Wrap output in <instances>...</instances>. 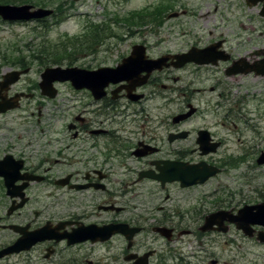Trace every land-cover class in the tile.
I'll list each match as a JSON object with an SVG mask.
<instances>
[{"label":"flooded vegetation","instance_id":"1","mask_svg":"<svg viewBox=\"0 0 264 264\" xmlns=\"http://www.w3.org/2000/svg\"><path fill=\"white\" fill-rule=\"evenodd\" d=\"M180 1L161 0L168 5ZM214 1L224 8V17L238 24V36L248 31L256 37L257 43L247 55L233 54L227 48L228 40L220 37L206 44H192L181 53L155 56L151 54L154 46L146 45L147 39L140 32L137 36L145 42L135 44L130 52L119 57L120 61L110 66H118L132 56L138 46L133 56L141 59L136 62L138 77L109 84L101 98H96L88 89L77 90L70 83L54 84L58 90L55 99L41 94L40 80L21 81L10 87V98L18 94L31 96V99L22 98L21 105L24 107L33 101L37 117L36 125L25 132L11 128L5 137L8 142L0 150L5 151L0 160L5 155L10 157L1 166L2 171H8L10 177L33 179L24 190L19 189L24 182H17L11 191L22 198L13 199L5 188L4 179L0 178V196L5 198L0 199V251L14 246L22 238L29 236L30 241L31 234L37 231L46 229L42 235L48 239L37 243L30 251L1 258L0 264H12L16 257L26 264H95L96 257L101 255L97 250L107 247L111 251L116 239L122 244L111 264H264V212L258 210L264 204V194H259L256 202L243 200L244 204L239 205L238 193L232 192L225 178L238 177L232 171L246 164L249 169L242 172L243 176L253 172L252 165L262 167L258 158L264 151L258 153L252 148L245 149L242 155L228 153V137L224 138L214 129L248 117L230 108L224 123L220 119L193 128L194 119L203 121L207 116H215L216 110L224 109L225 105L220 103L217 109L212 108L211 102L204 103L205 107L193 105L191 94L213 93L216 87L195 88L188 93V89L177 87L181 78L174 76V71L189 66L202 70L225 65L228 77L231 76L227 71L239 66L237 69L253 71L232 77L264 79V74L256 72L264 70V0ZM185 14V10L177 11L174 18ZM130 34L125 36L129 38ZM192 50L194 55L186 56L185 64H181L184 59L170 57ZM174 94L186 100L185 108L177 113L167 112L171 113L168 120L154 126L149 121L151 109H146L145 104L158 98L172 103ZM44 102H51L55 113L44 116ZM259 117L264 121V111ZM251 121L245 122L248 128H253ZM188 143L192 145L180 146ZM173 163L189 169L207 167L205 175L214 171L216 174L188 187H183L179 181L162 183L154 178H140L171 177L167 167ZM111 177L128 178L114 186ZM190 180L189 177L187 181ZM42 184H46L41 188L43 192L49 191L48 197L61 198V206L55 202L54 210L32 208L30 190ZM148 184L155 186V192ZM178 189L184 191L183 203L190 205L196 201L199 208L185 214L181 210L182 201H178L181 196ZM195 189L198 196L191 195ZM222 189L230 192L223 195ZM160 192L164 197H160ZM138 197L144 207L143 216L127 221L126 214L133 211L130 201ZM44 209L51 214L44 213ZM157 211L159 216L153 218ZM110 212L112 218L107 219ZM109 225L118 226L122 234L107 238L106 226ZM134 229L139 232L128 239Z\"/></svg>","mask_w":264,"mask_h":264},{"label":"rangeland","instance_id":"2","mask_svg":"<svg viewBox=\"0 0 264 264\" xmlns=\"http://www.w3.org/2000/svg\"><path fill=\"white\" fill-rule=\"evenodd\" d=\"M28 1L32 3L17 1V5L30 4L39 8L54 10L55 12L62 11L61 15H59L62 22L60 25H53V18L45 20L44 23H4L0 20V76L21 66L18 62H20L22 57H25L30 64L31 73L26 77L30 81L40 80V74L45 67L75 66L88 70L109 67L118 60L120 61L119 57L126 51L130 52L135 44L145 42L137 36L140 32L147 39L148 44L146 43V45L154 46L151 49V54L155 56L166 52L171 54L181 53L192 44H206V42L216 41L220 37L228 40L230 46H226L233 54L243 56L247 55L257 43L256 37L248 31H243L242 35L238 36L240 31L238 24L236 22L232 24L230 19L224 17L222 15L224 8L218 6L219 3L214 0H181L178 4L169 5L161 2V0H79L78 2L70 0L74 4H70L69 0H67L68 4L66 0ZM40 3H46V6H41ZM168 7L170 8L168 9ZM182 10H185L186 14L174 18V13ZM150 13L157 20L153 22L146 20L145 23L147 25L142 26L145 21L142 17L148 16ZM140 14H143V16ZM231 19L234 20L236 17L231 16ZM131 21L133 23H130ZM97 26L102 27V30L99 31L101 36L98 37L100 41L97 46L89 50L85 43L89 45L95 43V36H92L90 31ZM128 32L131 33L129 38L125 36ZM84 36H86V40L83 45L82 41L75 42L72 40L68 42L69 39L84 38ZM40 44H45L50 48L57 47L56 53L60 57H68V50L71 45H75L80 54L71 55L68 61L65 60L60 65L49 63L46 58L35 60L33 57L34 50H38L37 47ZM70 63L71 65H69ZM224 66L202 70H196L189 66L182 70L174 71V76L181 78L177 87L188 89V93H191L195 88L201 90L204 88L209 89L212 86L216 87V91L213 93H196L191 94L192 96L190 97L188 96L192 99L193 105L200 106L201 104V106L205 107L204 103L211 102L212 108L215 109L221 104L225 105L224 109L219 108V110H216L215 116H207L206 120L203 121L197 118L194 119L191 126L197 128L204 124L219 122L220 119L224 123V116L228 112L227 109L232 108L234 112L239 111V114L242 111L241 113H244L248 118H239L238 121L235 119L234 124L225 123L223 127L214 128L215 131L219 132L224 138L228 137V153L242 155L245 149L252 148L258 153L261 150L264 151V121L259 117V114L264 111V79L255 78L254 76L228 77L225 74L226 69ZM220 93H223L222 97L219 96ZM155 98H158V96ZM173 100L170 103L158 98L145 104L144 107L146 109H151L149 121L154 126H157L161 121L168 120L171 113L167 114V112L177 113L185 108L186 100L182 99L179 94H174ZM33 112L36 115V104L31 102V104L26 103L19 111L0 117V150L8 142V139L5 138L8 135V128H16L17 132L22 133L31 125H35L36 118L31 117ZM42 113L44 116H50L51 113H55L54 105L48 102ZM248 119H252L251 125H253V128L247 127L245 122ZM57 124L62 125L61 122ZM257 131L260 133L257 134ZM191 145V143H188L186 146H180L188 147ZM1 154L2 152H0ZM248 169L249 166L247 164L243 165L237 171H232V174L238 177H225L226 183L229 184L232 192L238 193L237 200L239 205L244 204L243 200L256 202L260 198L259 194H264V166L254 167L252 165L253 172L250 171L243 176L242 172H246ZM111 178L113 185L116 186L119 182L124 183L128 177ZM121 179L124 181H120ZM45 185L32 187L30 190V196L32 197L31 206L32 208L48 207L54 210L52 206H54L55 202L58 206L62 200L61 198L48 197L49 191L43 192L41 188ZM148 185L155 192V186ZM222 190L223 195L230 192L229 190ZM178 191L181 194V196L178 194L180 196L178 201H182L181 210L185 214L188 212L192 213L194 209L199 208L196 201L190 202V205L183 203L184 191L182 189H178ZM241 193L243 194L241 195ZM162 194L164 193H159L160 197H164ZM191 195L198 196L197 189ZM130 202L133 211H129L126 214V219L127 221H135L137 216H143L144 207L139 197ZM160 202L161 198L158 199V203ZM136 206L138 207L136 208ZM44 210L46 211L44 213L51 214L48 213L50 210ZM159 214L160 212L157 211L156 216L153 218H157ZM194 215L195 213L193 217ZM106 218H112V212L106 215ZM121 219H123V216H121ZM3 242L5 243L4 240ZM121 244L122 241L116 239L112 244L111 251H108L107 247L106 250H97L101 255L96 257L95 264H105V262L106 264H111V260L115 258L114 255L120 252ZM91 259L94 260V258ZM12 262V264H26V261H22L20 257L12 259Z\"/></svg>","mask_w":264,"mask_h":264},{"label":"water","instance_id":"3","mask_svg":"<svg viewBox=\"0 0 264 264\" xmlns=\"http://www.w3.org/2000/svg\"><path fill=\"white\" fill-rule=\"evenodd\" d=\"M52 13H53L52 10L35 9L34 6L32 5H23V6L0 5V16H2L3 19L6 21H20V20L29 21L33 19H41V18L50 16ZM134 71H135L134 68L130 66L128 63L126 64L124 63L123 65H121L115 70H111L108 68H102L96 71H87V70H82L79 68H69L66 70L62 68L47 69L42 75L43 83L41 84V86L47 89L48 87L52 85V83L56 79L62 80V81L72 80L74 83L77 82L78 84H80L78 85L75 83L78 88H88V89H92L93 91L95 89L94 94L95 95L99 94L98 96H100L103 93V89L106 87L108 83L116 82L118 78L124 72L127 74L129 73L128 75L131 76L134 73ZM252 71L253 70L234 68L231 71V74H236L239 72L249 73ZM256 72L257 74H264V70L263 71L260 70ZM100 86L101 88H99ZM98 96L96 95V97ZM258 162L259 164H264V154L263 156L260 157ZM207 169L208 168L206 167L204 170L200 166H196V167L192 166V168L189 169L188 166L186 165L173 163L171 164V167L170 166L167 167V170L170 171V173L172 174V176L170 175L171 177H156V178H158V180H161L162 182H166V181L170 182V181L179 180L182 183V186L186 187V186H191L197 183L199 180L203 182L204 180L203 177H209V176H213L216 174V171H215V172H210L207 175H205ZM163 170H164V173L167 172L166 168H164ZM189 177L191 180L187 181ZM258 210L261 212H264V206H259ZM8 252H12V251L4 250L1 252V254H5Z\"/></svg>","mask_w":264,"mask_h":264},{"label":"trees","instance_id":"4","mask_svg":"<svg viewBox=\"0 0 264 264\" xmlns=\"http://www.w3.org/2000/svg\"><path fill=\"white\" fill-rule=\"evenodd\" d=\"M17 1L18 2H24V1H26L27 3H32V2H30L28 0H0V4H17ZM26 2H24V3H26ZM67 4H68V1H67ZM40 5L41 6H46V3H40ZM61 12L62 11H60V12L57 11L56 15L53 16L54 18H56L54 20V21H56V23H60L62 21L58 17L59 15H61ZM101 30H102V27L101 26H97L93 30L90 31L91 35L92 36H95V40L96 41L92 45H89V44L85 43V45L87 46V48L89 50H91L92 48H94L95 46L98 45V43L100 41L98 39V37L101 36V34H99V31H101ZM95 33H96V35H95ZM72 40H74L75 42L82 41V45H83V42H85V40H86V36H84V38L76 37L75 39H69L68 42H70ZM37 48H38V50H34L35 53L33 54L34 55L33 57H34L35 60H40V58H46V60L48 59V62L49 63L55 64V65L62 64L63 61H65V60L68 61L71 55L80 54V52L77 50V48H76L75 45L69 46V50H68L69 51V54H68V57H60L58 55V53H56L57 52V47L56 48H50V47H47V45H45V44H42V45L40 44ZM28 63L29 62L26 60L25 57H22V59L20 60V62H18V64L19 65L21 64V66H26ZM69 65H71V63Z\"/></svg>","mask_w":264,"mask_h":264}]
</instances>
